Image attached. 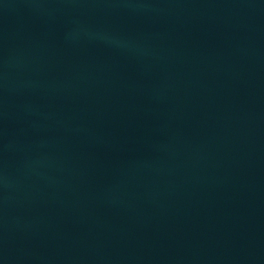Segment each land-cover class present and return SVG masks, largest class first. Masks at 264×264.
<instances>
[{
    "label": "water",
    "instance_id": "1",
    "mask_svg": "<svg viewBox=\"0 0 264 264\" xmlns=\"http://www.w3.org/2000/svg\"><path fill=\"white\" fill-rule=\"evenodd\" d=\"M0 264H264V0H0Z\"/></svg>",
    "mask_w": 264,
    "mask_h": 264
}]
</instances>
